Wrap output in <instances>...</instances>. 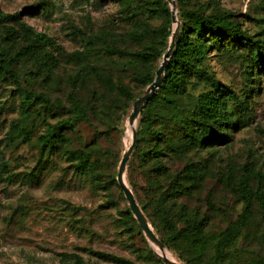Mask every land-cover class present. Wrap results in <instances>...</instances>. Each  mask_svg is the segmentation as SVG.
I'll list each match as a JSON object with an SVG mask.
<instances>
[{
  "label": "rangeland",
  "instance_id": "rangeland-1",
  "mask_svg": "<svg viewBox=\"0 0 264 264\" xmlns=\"http://www.w3.org/2000/svg\"><path fill=\"white\" fill-rule=\"evenodd\" d=\"M151 2L0 0L1 11L20 14L21 23L48 40L45 65L28 59L12 69L23 89L45 94L50 103L25 104L9 75L0 73V264H78L77 259L82 264H163L136 220L135 224L126 220L128 204L116 181L120 159L132 140L127 135L128 116L148 86L135 78L148 70L154 80L175 28L164 12L170 13L168 2L157 0L153 6ZM174 2L177 33L186 24L182 12L222 11L264 42V0ZM34 6L40 9L29 14ZM158 6L160 10L151 13ZM4 27L17 35H9ZM26 43L18 23L0 26V54L12 58ZM105 45L126 54L152 46L159 55L142 66L132 58L108 54ZM204 67L239 98L255 87L252 99H242V107L232 109V114L227 110L225 116L234 127L214 125L213 134L228 141L174 152L165 141L184 140V130L159 119L153 129L162 134L159 144L164 156L144 161L155 145L149 130L140 131L144 107L136 120V145L126 165L125 182L142 211L149 200H162L161 208L170 211L173 228L167 235L177 233L179 252L162 240L161 226L155 225L158 219L143 213L166 251L181 264L187 263L178 253L196 264H264V197L259 200L255 194L238 238L221 260L214 251L217 237L235 225L245 208L240 181L249 175L252 192L260 186L264 193V70L253 80L249 51L238 47L218 51L210 46ZM208 91L203 83L190 86L179 109L187 114L197 96ZM72 100L86 114L85 120L75 119ZM23 106L28 107L25 128L30 134L13 140L10 127L19 120ZM67 119L63 146L93 154L97 167L91 176H82L60 151L40 155L37 136L43 123L46 127ZM202 241L207 245L201 257Z\"/></svg>",
  "mask_w": 264,
  "mask_h": 264
},
{
  "label": "trees",
  "instance_id": "trees-1",
  "mask_svg": "<svg viewBox=\"0 0 264 264\" xmlns=\"http://www.w3.org/2000/svg\"><path fill=\"white\" fill-rule=\"evenodd\" d=\"M124 1V0H123ZM129 0H125L127 2ZM152 6L154 1L151 0ZM161 6L151 9V13H157ZM40 7H32L29 14H34L33 11L39 10ZM150 10V9H149ZM166 17L170 16L167 9H164ZM20 14H8L0 10V26L5 23H18L19 32L22 38L27 42L26 46L20 47L12 58H7L6 53L0 54V73L8 74L16 85V91L23 98L25 104L33 102H39L42 105H50L45 94L33 93L31 91L23 89L19 80L14 73L12 66L19 62L34 59L38 61L39 65H45V43L47 39L44 34L35 32L32 27L20 22ZM171 18V17H170ZM182 18L185 21V25L181 31L177 33L174 49L169 57L167 67L164 72L163 82L158 89L154 97H152L145 106L143 116L140 120L141 133L149 130L152 140L155 145L152 146L143 160L158 159L164 156L163 148L160 146L162 140V134L158 130H154V123L161 120H170L174 124L180 125L184 130V140H167L165 144L168 148L174 152L182 153L193 150L196 147L204 148L205 146H211L215 142L225 143L228 138L225 136L214 135V125L219 124L224 128L232 123H228V118L225 116L227 110L238 109L242 107V99L250 100L254 97L255 87L244 91L241 94V98L237 97L234 91L228 86L221 84L213 76L209 75L204 67V60L206 59L207 51L210 46H213L214 50L222 51L223 49H229L230 47L247 48L249 51V62L251 64L250 72L253 80L259 77V74L264 70V42L255 40L253 36L249 35L242 29L239 22L231 19V16L225 12L219 11L212 15H207L198 11H185L182 12ZM9 35L13 36L15 33L11 27H4ZM17 35V34H16ZM108 54H117L120 57H129L134 59L142 66H147L151 62L155 61L157 56V48L149 46L144 50H140L131 54L123 53L116 50L111 46L105 45L104 47ZM41 52L42 55H41ZM136 82L141 86H147L152 83L153 75L148 71H140L136 76ZM203 83L209 89L208 92L200 93L196 101L192 103L190 111L183 113L179 109V103L182 100V96L187 94L189 87ZM23 111L18 121L13 122L10 127L9 134L13 140L19 138H26L29 136V131L25 128V121L28 116V107L23 106ZM71 111L74 114L75 119L85 120L86 114L81 110L76 101L71 102ZM221 122V123H219ZM70 121L61 120L53 125L44 124L43 131L37 136V146L40 151V155L54 153L60 151L65 160L71 164L82 176L92 175L97 162L92 160V153H85L80 150H68L63 146L66 141V137L63 134L67 129ZM235 125H231L234 127ZM140 143V141H139ZM194 170H192V173ZM250 176L246 175L239 183V191L241 198L245 204L243 212L240 214L239 219L235 225L226 228L218 237L214 245L215 257L221 260L225 250L231 247L233 242L240 235L241 230L246 224L250 213V201L253 194L262 200L264 193L260 190V186H257L255 193L252 192L250 185ZM111 184L115 185L114 177L111 178ZM162 200H156L149 205L143 204V212L147 217H155L158 220V224H155L157 228L161 226L162 240L166 244L170 245L173 249L179 252V249L175 247L177 233L167 235V232L173 228V223L170 219L169 212L161 208ZM149 206V207H148ZM126 220H130L135 224V221L130 213L129 209L125 211ZM170 216V217H169ZM164 234V235H163ZM162 242V241H161ZM201 246L198 247L200 256L206 252V242L202 241ZM163 243V242H162ZM169 252L168 249L164 247ZM179 256L187 264H196L188 258L183 257L181 253ZM112 260L114 257L107 256ZM178 261V260H177ZM78 264H82L80 259L76 261ZM179 262V261H178ZM181 263V262H180Z\"/></svg>",
  "mask_w": 264,
  "mask_h": 264
},
{
  "label": "water",
  "instance_id": "water-1",
  "mask_svg": "<svg viewBox=\"0 0 264 264\" xmlns=\"http://www.w3.org/2000/svg\"><path fill=\"white\" fill-rule=\"evenodd\" d=\"M170 7V17L171 22L174 24L175 28L171 33L169 46L166 50V52L162 56V61L160 66L155 72L154 80L151 84H149L146 88V90L143 92L141 96H139L135 102L132 105L131 112L128 116L127 123L129 126L133 125L137 118L139 117L140 113L143 111L146 104L149 102V100L155 96L157 90L160 88L163 78H164V72L167 67L169 57L171 56V53L174 49L175 39L177 36V30H178V20L176 19L175 15V2L174 0H166ZM136 145V134L135 131L132 132V140L130 146L123 152L122 157L120 159L117 174H116V181L118 183V186L120 190L122 191L127 204L130 213L132 214L133 218L136 220L139 228L147 238V240L152 244L153 247H158L159 249H163V243L161 240L157 237V235L154 233L153 229L151 228L147 218L145 217L143 211L137 204L135 197L132 193V191L129 189L125 182V169L128 162V159L130 158L134 148ZM156 257L158 260H160L163 264H181L179 262L169 260L166 257L158 254L155 252Z\"/></svg>",
  "mask_w": 264,
  "mask_h": 264
},
{
  "label": "bare ground",
  "instance_id": "bare-ground-1",
  "mask_svg": "<svg viewBox=\"0 0 264 264\" xmlns=\"http://www.w3.org/2000/svg\"><path fill=\"white\" fill-rule=\"evenodd\" d=\"M135 126H136V122H135L133 125H131V126L129 127L128 131H127V135H128V136H131V139H132V132L135 131ZM153 248H154V251H155L156 253H158V254H160V255L166 257V258L169 259V260H173V261L178 262L176 259H174V257H173L170 253H168V252L164 249V247H163L162 250L159 249V248L156 247V246L153 247ZM179 263H180V262H179Z\"/></svg>",
  "mask_w": 264,
  "mask_h": 264
}]
</instances>
